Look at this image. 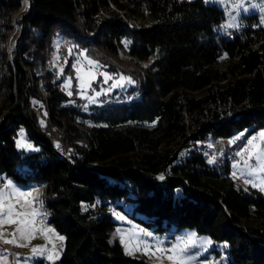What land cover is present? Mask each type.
<instances>
[{
  "label": "trees",
  "instance_id": "obj_1",
  "mask_svg": "<svg viewBox=\"0 0 264 264\" xmlns=\"http://www.w3.org/2000/svg\"><path fill=\"white\" fill-rule=\"evenodd\" d=\"M223 19L204 0H0V174L42 184L65 237L56 264H149L109 242L116 201L157 232L174 225L226 241L229 264H264V194L237 186L198 147L264 129V26L243 15L225 35L215 29ZM56 37L135 86L87 113L70 59L63 74L51 65ZM20 128L37 152L17 149Z\"/></svg>",
  "mask_w": 264,
  "mask_h": 264
},
{
  "label": "rangeland",
  "instance_id": "obj_2",
  "mask_svg": "<svg viewBox=\"0 0 264 264\" xmlns=\"http://www.w3.org/2000/svg\"><path fill=\"white\" fill-rule=\"evenodd\" d=\"M206 3L218 6L224 13V19L215 28L220 34L230 35L238 30L241 27L243 15L257 14L259 24L264 26V0H210V2ZM228 25L233 26L229 27ZM14 34L15 32H13L8 39L9 46H11L14 40ZM54 46L55 48L51 54L50 61L51 65L55 67L59 73H61V68L64 69V66L70 59L73 65L82 69V75L88 72L89 69L96 75V79L92 81L91 87L84 90L85 95H81L82 90L74 68V77L76 78L78 88L77 95L84 100V109L87 113L93 111L92 107L97 109L105 106L106 103L121 100L128 95L127 91L135 86V80L131 76L125 75L123 72L111 71L99 63L95 66L89 65L88 60L92 59L86 55L85 49L77 47V45L75 46V43H68L63 37H56ZM69 49H71V52H69ZM81 53H84V55H81ZM114 62H118L124 67L132 68L131 63L125 57H121L120 60L115 59ZM104 72L112 76L113 80L118 79L120 75H124L130 77L134 83L122 82V87L114 88L107 94L102 93L100 96H96V92L109 88L113 82V80H109L107 84L104 83V76L102 75ZM69 78L70 86H67ZM72 84L73 81L70 75L65 76L63 79V86L66 92H70ZM88 97H94V101H90ZM42 116H44V113ZM261 131H264V129L248 134L247 130H244L236 132L226 138H212L209 136L198 143V147L207 156L211 164H227L230 170L229 175L237 186L253 187L252 184H246L244 182L246 179L252 180L253 183L258 185L253 188H256L264 194V191L261 190V187H264V184L261 183L264 181V173L257 172L251 176L248 175V169L244 167L241 157L236 155L237 152L243 151L247 146L248 139L252 136H257ZM237 137H239V139H237ZM15 142L17 149L20 151L32 153L39 150V145L29 138L26 130L23 128L18 130ZM57 142L59 141H55V144ZM257 142L259 143L260 141L258 140ZM19 144L25 146H18ZM27 145H31V147H27ZM250 163L255 164V161H250ZM234 165H237V167H233ZM233 172L237 173L235 177L232 175ZM241 172H243V175ZM8 181H11L12 184L21 191L32 193V196L26 198L32 201L31 205L28 206L26 210L31 211L35 209L37 211V216L35 217L36 227L38 229H52L53 231H37L34 238L30 241L19 240V234L17 233V239L19 243L25 245L24 247L4 243L0 240V257L7 258L6 260H0V264H56L61 258L65 237L50 223L49 215L44 207L42 184L36 182L18 184L5 175L0 174V189H4ZM5 191L10 192L11 190L6 189ZM24 199L25 198H21V203H24ZM13 203H15V198H13ZM118 205H120V207H118ZM82 206L86 208L87 204L82 203ZM17 208L21 211L25 210L20 209L19 205H17ZM108 212L112 215V220L116 223L113 231L110 233L109 242L113 243L114 240L117 239L121 243V240H123L124 243H121V245L125 253L127 246L131 251V254L128 255L132 257L142 258L149 264H172V262L167 259V253L162 254L156 252L155 255H151V252H155L157 246L168 248L178 240H187L191 237L192 243L189 245L188 254L195 256L191 264H229V246L226 241H216L206 234L196 232L194 229L177 228L174 225L167 228L164 232H157L153 227H146L133 217V215H135V217L144 218L141 214L134 213V204L131 202L124 203L116 201L115 203H109ZM120 217H123V219H120ZM16 227L17 225L15 224L3 226V231L7 239H12L8 234L12 233ZM141 229L152 235L144 236L140 231ZM58 236H63L64 240H59L57 238ZM137 238L147 240L148 243L153 246L149 255L144 254L143 246H141V250H135ZM157 240L163 241V243L157 245ZM208 241L211 243H208ZM41 246L44 247L42 253L39 251L34 253L32 251L33 248L39 249ZM50 252L58 254V258L48 260L47 257Z\"/></svg>",
  "mask_w": 264,
  "mask_h": 264
},
{
  "label": "snow or ice",
  "instance_id": "obj_3",
  "mask_svg": "<svg viewBox=\"0 0 264 264\" xmlns=\"http://www.w3.org/2000/svg\"><path fill=\"white\" fill-rule=\"evenodd\" d=\"M205 2H210V0H205ZM232 27L233 25H228ZM71 52V49H69ZM84 55V53H81ZM87 58V57H85ZM88 64L91 66H95L97 64L94 60H88ZM76 70L77 78L80 83L81 95H85L84 90L91 87V83L96 79L95 73L89 69L88 72L82 73V69L73 65ZM61 74H63V69L61 68ZM104 76V83L107 84L109 80H113V77L110 76L107 72L102 73ZM134 83L130 77H126L124 75H120L118 79L113 80L112 84L107 89H102L100 92H96V96H100L102 93L107 94L114 88L122 87L123 83ZM70 86V78L68 85ZM70 96L71 92L68 93ZM90 101H94V97H88ZM239 139V137H237ZM260 141L259 143L257 141ZM18 146L24 147L25 145L19 144ZM27 147H31V145H27ZM238 156L241 157L243 165L248 169V175H253L257 172L264 173V131L258 133L257 136H252L247 140V146L241 152H237ZM255 161V164L250 163V161ZM239 163V162H238ZM233 167H237L234 165ZM243 175V172H241ZM232 175L235 177L237 175L236 172H233ZM159 179L163 180L164 177L161 175ZM246 184H252L253 187H257L252 180L246 179L244 181ZM264 184V181L261 182ZM6 189H10V192H6ZM261 190L264 191V187H261ZM32 196L31 192H23L18 187L14 186L11 181H8L5 184L4 189H0V240L4 243L15 244L18 247H24V244L19 243V240L30 241L34 238L37 231L41 232H51L52 229H38L36 227L35 217L37 216V211L32 209L31 211H27L26 208L31 205L32 201L26 199L27 197ZM13 198H15V203H13ZM21 198L24 199V203H21ZM17 205H19L20 209H25L23 211L18 210ZM123 219V217H120ZM15 224L17 227L14 229L12 233H9L12 239H7L5 237V233L3 231L4 225H12ZM144 236H151V233L144 232V230H140ZM17 233L19 234V240L17 239ZM59 240L63 241V236L57 237ZM121 243H124L121 240ZM157 245L163 243V241L157 240ZM192 243V238L189 237L187 240H178L176 243L172 244L171 247L161 248L159 246L156 247L155 252H151V255H155L156 252L167 253V259L172 262V264H191V261L195 259V256L188 254L189 245ZM208 243H211L208 241ZM141 246H143V252L145 255H149L152 245L148 243L147 240H141L139 238L136 239L135 250H141ZM55 247V246H54ZM32 251L36 253L37 251L43 252L44 247L41 246L39 249L33 248ZM126 254H131V251L126 246ZM58 258V254L50 252L47 259L54 260ZM6 257H0V260H6Z\"/></svg>",
  "mask_w": 264,
  "mask_h": 264
},
{
  "label": "built area",
  "instance_id": "obj_4",
  "mask_svg": "<svg viewBox=\"0 0 264 264\" xmlns=\"http://www.w3.org/2000/svg\"><path fill=\"white\" fill-rule=\"evenodd\" d=\"M55 150L57 151V153L63 157V158H67L68 157V153L63 145L62 142H57L55 144Z\"/></svg>",
  "mask_w": 264,
  "mask_h": 264
}]
</instances>
